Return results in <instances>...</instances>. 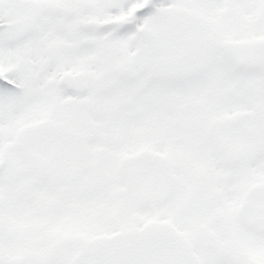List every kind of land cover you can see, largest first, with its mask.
Instances as JSON below:
<instances>
[{
	"label": "snow or ice",
	"instance_id": "6c2138e0",
	"mask_svg": "<svg viewBox=\"0 0 264 264\" xmlns=\"http://www.w3.org/2000/svg\"><path fill=\"white\" fill-rule=\"evenodd\" d=\"M0 264H264V0H0Z\"/></svg>",
	"mask_w": 264,
	"mask_h": 264
}]
</instances>
